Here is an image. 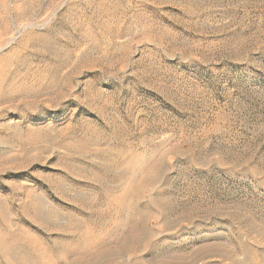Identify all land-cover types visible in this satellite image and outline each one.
I'll use <instances>...</instances> for the list:
<instances>
[{
  "label": "rangeland",
  "instance_id": "1",
  "mask_svg": "<svg viewBox=\"0 0 264 264\" xmlns=\"http://www.w3.org/2000/svg\"><path fill=\"white\" fill-rule=\"evenodd\" d=\"M28 33L58 36L59 59L36 66L46 82L34 107L0 105L3 138L38 141L0 144L1 247L4 214L12 232L37 235L27 222L43 196L58 237L70 214L84 220L79 209L102 211V197L140 180L152 156L160 178L144 190L168 191L177 214L153 212L157 247L140 264H264V0H0V61ZM169 238L185 258L171 261L178 249L159 244Z\"/></svg>",
  "mask_w": 264,
  "mask_h": 264
},
{
  "label": "bare ground",
  "instance_id": "2",
  "mask_svg": "<svg viewBox=\"0 0 264 264\" xmlns=\"http://www.w3.org/2000/svg\"><path fill=\"white\" fill-rule=\"evenodd\" d=\"M28 27L29 26L26 25V28ZM10 40L12 41L15 39L11 38ZM58 40V36L49 38L48 36L45 37L35 33H28L23 39L15 43V46H13L10 52L0 61V105L14 104L19 99H28V101L25 100L26 107H34L29 101V97H38L42 95L43 92L35 88L42 82H46L43 71L41 68H36V66H39L38 63L44 62L47 57L53 60L59 59V52L55 46ZM11 41H8L7 44ZM30 62L32 63L29 64ZM60 68L61 66H56L52 72L57 73ZM55 83V80H52L50 87L55 85ZM3 114L4 110H1L0 119L3 117ZM6 129H9V124H3L0 128L1 145H5L8 142L19 145H23L26 142H33V144H37L38 142L36 138L32 136L31 132L27 131L25 134H21V132L17 130L11 134V139L13 141H9L10 138H3L2 136L3 131ZM159 166L160 165L155 164L151 156L147 164L139 169V173H142L140 180L132 178L130 184L125 188H121L112 201L108 202L105 200V196L102 197L99 202L101 206L98 207L102 208L105 203L107 204V207H104L106 209L102 211H88V209L91 208L87 207L79 209L80 212H84L89 216L84 220H79L73 214H70L69 219L71 224L69 228L66 230H59V234L55 235L58 237H54L53 235L49 236V232L44 227V225H48L51 221L47 214H43V196H35L33 199L34 204L30 211L33 212L34 217L27 222L32 228L38 230L37 235L31 234L25 230H21L19 233L12 232L6 222V214H4L1 216V226L4 229L3 239L6 242V246L1 247L2 244L0 243V264H117L115 261L119 257L126 255L133 257L134 263L140 264L139 258L141 256L137 258L136 255L142 251L144 253L149 252L148 257L150 258L157 246H155L156 242L152 244L148 239V236H151L154 232L147 230L146 225L148 220L153 215V212L160 214L163 220L170 215L177 214L176 201L174 198L167 196L168 194L166 193L168 191H166V193L165 191L162 193L150 191V193H148L144 190L145 186L148 187L158 182L160 178ZM119 173L120 174L110 179L112 180L111 183L118 185L115 186V189L119 188V185L121 186L120 183H124L121 182L122 174L121 172ZM152 175L157 177L156 179L153 178L155 179L152 180L153 182L149 179ZM111 188H113V186ZM68 194L69 193H67L65 189L63 190L62 187L60 188V192H57V195L61 198L59 199L61 205L69 204V201L64 199L68 197ZM112 194L113 193H111V195ZM20 213L24 218L27 217L26 209L21 210ZM213 215H215V213ZM173 224L171 223V225ZM84 227L90 229L83 235L78 234ZM167 227H169V225ZM67 230H70V232ZM170 240L171 238L160 241L159 244H162L163 249L173 251V253L178 249L175 255H172L173 260L171 261H179L183 256L185 258V248L181 245H177L178 248L170 246ZM194 252L197 253L198 251ZM150 259L151 261L153 260L152 258ZM193 260H195V258Z\"/></svg>",
  "mask_w": 264,
  "mask_h": 264
}]
</instances>
